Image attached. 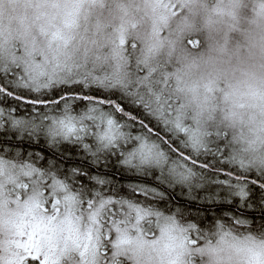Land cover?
Returning <instances> with one entry per match:
<instances>
[{
  "label": "snow or ice",
  "instance_id": "6c2138e0",
  "mask_svg": "<svg viewBox=\"0 0 264 264\" xmlns=\"http://www.w3.org/2000/svg\"><path fill=\"white\" fill-rule=\"evenodd\" d=\"M0 264H264V0H0Z\"/></svg>",
  "mask_w": 264,
  "mask_h": 264
}]
</instances>
